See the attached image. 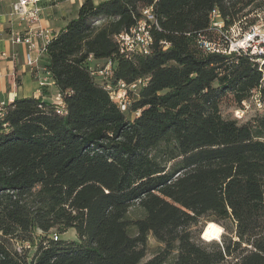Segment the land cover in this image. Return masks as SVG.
<instances>
[{"label": "trees", "instance_id": "trees-1", "mask_svg": "<svg viewBox=\"0 0 264 264\" xmlns=\"http://www.w3.org/2000/svg\"><path fill=\"white\" fill-rule=\"evenodd\" d=\"M147 7L152 51L126 56L116 36ZM215 8L228 31L264 17V0H84L53 33L43 55L56 100L43 84L0 105V264H264V111L242 123L221 111L256 92L264 102V65L201 50ZM91 57L113 62L114 86L148 78L129 111ZM201 218L230 221L229 234L202 240ZM70 229L77 239H62ZM151 235L163 247L145 260Z\"/></svg>", "mask_w": 264, "mask_h": 264}, {"label": "built area", "instance_id": "built-area-1", "mask_svg": "<svg viewBox=\"0 0 264 264\" xmlns=\"http://www.w3.org/2000/svg\"><path fill=\"white\" fill-rule=\"evenodd\" d=\"M104 1V0H98ZM41 0H14L12 4V11L15 15L22 19H26L31 25L37 23L40 20L42 7H40ZM144 18L133 26L129 32L121 33L116 36V40L119 44L120 52L126 56H131L134 53L149 54L152 51L154 44V37L152 35V28L157 26L155 15L153 13V7H147L142 11ZM224 19L218 8H215L211 13V26L209 31L213 34L222 35V39L216 40L212 37H208L204 33H199L197 36L199 47L205 53H221L231 54L233 52H245L250 53L256 57L259 66L264 65V24L253 25L246 31L241 33V37L237 39L232 38L231 32L237 27L233 25L229 31L224 29ZM211 33V34H212ZM53 32L49 29L38 27H30L25 31H17L12 34V41L16 44H24L27 47L26 63L29 66H33L38 61V56L45 50L46 45L52 39ZM165 48L168 47V43L165 44ZM37 51L38 56L34 57L32 52ZM92 57L90 58V61ZM92 73L98 78L102 86H104L110 92L111 99L118 104L120 109L124 112L129 111L132 99L138 95L142 86L148 82V78L138 79L132 83L125 81H119L117 85L112 84L113 76V62L108 60L102 66L91 67ZM261 69V68H260ZM259 107L264 108V102L262 101L258 92L254 93L251 97ZM246 104L247 101H244ZM58 112L62 113L64 105L61 99L57 98ZM140 112H136L138 115ZM57 240L58 237L55 236ZM18 250L21 251L20 245Z\"/></svg>", "mask_w": 264, "mask_h": 264}, {"label": "rangeland", "instance_id": "rangeland-1", "mask_svg": "<svg viewBox=\"0 0 264 264\" xmlns=\"http://www.w3.org/2000/svg\"><path fill=\"white\" fill-rule=\"evenodd\" d=\"M84 0H41L40 7H42V12L44 15V18L48 19L50 22V26L53 30H50L51 32H57L58 29L61 26H64L70 19L76 18L78 16L79 8ZM98 1V0H95ZM8 9V15L11 19L12 26L7 28V31L17 32L19 31V27L26 25L29 21L27 20L25 22V19H22L15 15L12 11L10 10L9 5L7 6ZM44 10V11H43ZM257 11H253L251 14H249L246 18L243 19V22H238L237 27L234 31L231 32L232 38L237 39L238 37H241V33L246 31V29L250 28L253 25H263L264 24V17L261 13L257 14ZM255 21V24L251 25L250 22ZM251 25L246 27V25ZM57 30V31H56ZM211 37L219 40L222 39V35L218 34H211ZM43 55L40 54L38 56V61L36 64L39 63L40 69L45 73V76L42 78L43 84H48V91L47 94L48 96L46 97L47 100L54 102L56 100V90L55 88L52 87L51 82L49 80V74L47 73L43 62L41 63L40 59L43 57ZM40 61V62H39ZM105 61H95L91 60L89 65L91 67H97V66H102L104 65ZM41 63V64H40ZM35 64V65H36ZM51 85V86H50ZM243 107L237 106L235 103L232 101H226L221 105V111L222 114L225 118H233L239 120L241 123L245 122L253 117H255L257 114H261L264 111L263 109H259L257 106L256 102L254 100L247 101L245 104L243 102ZM142 216V210L140 209L139 206H135L131 210V217L132 218H138ZM209 222H214V221H209L206 218H201L199 221V224L197 226L193 227V230L196 233L201 232L200 237L202 240L206 241H212V240H207L206 238L203 237V232L205 227L208 225ZM220 225L223 228V233L221 234L220 239H213V240H218L223 241L224 236L228 235L229 232L225 230V226L231 225L230 221H226L223 224L219 222H214ZM61 238L64 240H75L77 239L76 236V231L74 229L68 230L66 233L61 234ZM19 244V243H17ZM15 243V245L17 246ZM19 246V245H18ZM163 247V244L159 243L152 235L149 237L148 241V246H147V255L145 260L151 258L153 255H155L160 248Z\"/></svg>", "mask_w": 264, "mask_h": 264}, {"label": "crops", "instance_id": "crops-1", "mask_svg": "<svg viewBox=\"0 0 264 264\" xmlns=\"http://www.w3.org/2000/svg\"><path fill=\"white\" fill-rule=\"evenodd\" d=\"M13 1L0 0V105L9 103L15 98L26 96L38 97L41 94V86L43 85L42 78L45 76V73L39 67V63L33 66H29L26 63V45L13 43L12 34L14 32L7 31V28L12 26L7 6L9 5L11 10ZM42 14L37 23L31 25L28 22L26 25L19 27V31H25L30 27L38 26L53 30L49 20L44 18ZM32 54L34 57L39 55L37 51H33ZM41 56L43 57L40 61L41 63L43 62L45 67V64L48 62L47 58L44 55ZM49 80L52 85V78L49 77ZM52 87L54 88L53 85Z\"/></svg>", "mask_w": 264, "mask_h": 264}, {"label": "bare ground", "instance_id": "bare-ground-1", "mask_svg": "<svg viewBox=\"0 0 264 264\" xmlns=\"http://www.w3.org/2000/svg\"><path fill=\"white\" fill-rule=\"evenodd\" d=\"M223 228L214 222H209L203 232V237L207 240L220 239Z\"/></svg>", "mask_w": 264, "mask_h": 264}]
</instances>
